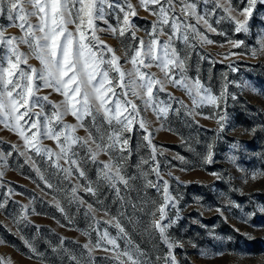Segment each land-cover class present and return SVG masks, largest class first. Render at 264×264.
<instances>
[{
  "label": "snow or ice",
  "instance_id": "obj_1",
  "mask_svg": "<svg viewBox=\"0 0 264 264\" xmlns=\"http://www.w3.org/2000/svg\"><path fill=\"white\" fill-rule=\"evenodd\" d=\"M140 10L152 19L141 17ZM262 10L264 0H238L237 4L233 0H136L135 4L132 0H0V19L5 21L0 23V125L18 138L8 145L10 150L0 147V187L5 186L9 158L23 157L43 184V188L37 185L42 197L51 194L66 218V207H74L89 221V231L84 233L87 242H70L76 247L69 248L61 238L59 246L52 248L59 264H94L97 251L105 253L100 259L108 264H149L151 258L132 242L126 227L144 217L148 218L144 230L155 233L167 249L155 256L156 264H179L175 249L183 244L169 234L180 219L179 199L161 171L157 157L163 153L153 143L152 122L142 113L151 112L157 121L166 122L170 112L187 109L189 116L201 115L196 110L210 106L214 111L205 118H215L217 133L223 132L229 124L228 100H237L229 85L253 92L257 88L228 80L225 73L219 93H214L201 80L198 68L195 76L189 75L188 49L216 43L206 33L227 37L214 27L223 21L235 33H249L257 19L264 23ZM137 20H144L146 26L141 28ZM10 27L17 31L8 32ZM102 34L120 41V54L101 39ZM260 35L258 47L251 49L253 58L264 55V29ZM225 44L229 51L219 54L223 56L219 62L229 60L231 71H238L230 60L237 53L231 49L246 47L245 41L228 38ZM169 86L182 89L191 107L169 92ZM53 95L59 99H52ZM173 103L180 107L173 108ZM258 130L264 131V126L244 132L255 136ZM137 131L150 150L146 157L132 147ZM206 148L202 159L211 164L213 144ZM134 155L138 159L133 164ZM174 158L187 163L183 156ZM211 175L223 178L215 172ZM148 190H154L156 197L148 198ZM16 194L8 188L0 195V211L20 232L31 223L29 215L35 209L15 201ZM195 199L199 203L202 197ZM10 203L19 205L15 214L8 212ZM229 206L240 207L231 201ZM216 211L223 215L221 208ZM259 212L264 213V207ZM255 215L246 214L248 219ZM0 227L7 226L0 223ZM24 243L43 258L29 240ZM0 264H5L3 257Z\"/></svg>",
  "mask_w": 264,
  "mask_h": 264
},
{
  "label": "rangeland",
  "instance_id": "obj_2",
  "mask_svg": "<svg viewBox=\"0 0 264 264\" xmlns=\"http://www.w3.org/2000/svg\"><path fill=\"white\" fill-rule=\"evenodd\" d=\"M132 2L135 4L136 0ZM233 3L237 4L238 0H233ZM139 15L147 17V20L152 19L143 10L139 11ZM4 22L0 19V23ZM136 23L141 28L146 26L144 20H137ZM214 27H217L218 31L226 32L227 37L206 33L209 39L216 43L197 44L195 49H188L191 65L189 75L195 76L198 68L201 80L210 85L216 94L220 91L225 73L228 80L240 85L247 82L256 87L257 92L251 91L250 88L237 87L235 84L229 85L228 91L235 93L237 100H228L226 111L229 124L219 134L216 131V119L205 118L210 117L214 111L210 106L197 109L201 115L189 116L186 114L187 109H181L179 114L170 112L166 122L157 121L151 112L142 115L152 122L150 131L153 133V143L158 151L163 153L157 157L161 163V171L165 173L173 195L179 199L180 219L169 230L170 236L183 244V247L175 249L179 264H264V213L259 212V208L264 207V175H260L264 173V131L258 130L255 136L244 132V129L264 126V95L260 94L264 92V55L257 58L251 55V49L258 47L264 23L257 19L247 34L235 33L227 21L219 25L214 24ZM7 31L14 33L17 30L10 27ZM228 38L243 40L246 45L231 49L237 53L230 58L232 66L238 69L235 72L229 68V60L219 62L223 59L219 54L229 51L225 44ZM101 39L113 46L117 54L121 53L118 39L110 34H102ZM220 44H225V47H220ZM201 56L207 58L201 60ZM30 62L35 63L34 60ZM168 91L191 107V100L182 89L169 86ZM51 98L59 99L56 95ZM161 98H164L163 94ZM179 107V104L173 103V108ZM68 120L74 122L71 117H68ZM161 123L164 124L163 127L160 126ZM79 134L84 133L81 130ZM141 135L139 131L135 132L132 147L134 150L139 148L140 155L146 157L150 150L144 146ZM17 139L14 133L0 125V140L4 142L0 147L6 151L10 150L8 145L16 143ZM45 143L52 144L51 141ZM209 143L213 144L214 153L211 164L204 163L202 159ZM234 143L238 144V147L233 148ZM177 155L185 157L187 163L175 159ZM137 159L134 155L131 162L134 164ZM182 168L185 170L181 171ZM168 171H171L173 176H168ZM213 172L223 178L216 179L211 175ZM253 173L257 174L256 179L251 178ZM4 183L5 186L0 187V195L11 188L17 193L13 197L15 201L29 204L30 208L35 209V212L29 215L31 223L20 232L12 225L8 214L0 211V223L7 226L0 227V257L4 258L5 264H59L52 248L59 246L61 238L65 239L69 248L76 247L75 243L70 242H87L89 237L84 233L89 231V221L74 207H66V218L57 209L51 194L42 197L37 185L40 184L43 188V184L35 171L24 164L23 157L9 158ZM146 195L148 198L156 197L154 190H148ZM33 196L36 197L35 200ZM196 197H202L199 203ZM84 198L92 202L86 195ZM56 199L59 200L60 197L57 196ZM229 201L240 207L229 206ZM217 208L222 209L223 215L216 211ZM18 211L19 205L10 203L8 212L15 214ZM250 212H256V215L248 219L246 214ZM147 222L148 218L144 217L139 224L126 227L132 242L138 244L151 258L149 264H156L155 256H162L167 249L155 233L144 230ZM110 231L115 235L114 229ZM21 236L24 239H21ZM91 238L95 240V233L91 234ZM25 239L35 246L38 253L43 254V258L29 250L24 243ZM76 251L79 252L80 249L76 248ZM201 251H206L208 255H201ZM93 255L97 257L94 264H108V261L100 259L105 255L104 252L97 251Z\"/></svg>",
  "mask_w": 264,
  "mask_h": 264
}]
</instances>
